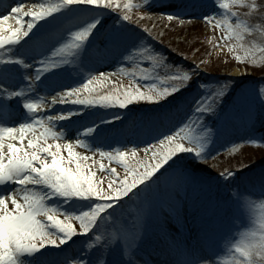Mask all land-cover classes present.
<instances>
[{
    "label": "snow or ice",
    "instance_id": "1",
    "mask_svg": "<svg viewBox=\"0 0 264 264\" xmlns=\"http://www.w3.org/2000/svg\"><path fill=\"white\" fill-rule=\"evenodd\" d=\"M213 3L217 12L204 21L221 30L237 61L255 65L264 47L248 37L259 35L264 44V0ZM24 7L11 8L17 27L7 33L9 16L0 11V264H214L210 233L189 243L164 223L174 219L182 227L181 194L214 184L211 175L200 174L201 165L233 111L242 109L247 124L264 119V86L233 96L234 81L198 83L203 59L189 67L170 63L151 44L152 30L139 23L146 13L132 11L165 7L163 0H36ZM188 7L178 5L166 19L184 24ZM112 66L116 72L102 70ZM117 75L129 83L113 79ZM57 88L66 91L46 105L40 91ZM71 96L82 109L117 107L131 115L69 127L73 112L52 116L46 108L55 111L57 97L65 103ZM139 102L148 110L139 111ZM115 121L122 127H113ZM113 164L123 166V177ZM236 175L230 169L218 174L225 182ZM258 207L255 225L229 248L228 264H264V201ZM74 237L84 240L78 244Z\"/></svg>",
    "mask_w": 264,
    "mask_h": 264
},
{
    "label": "rangeland",
    "instance_id": "2",
    "mask_svg": "<svg viewBox=\"0 0 264 264\" xmlns=\"http://www.w3.org/2000/svg\"><path fill=\"white\" fill-rule=\"evenodd\" d=\"M134 2H140V0H134ZM163 4L165 7H155L151 11L147 9H133L132 11L134 15L146 13V18L139 21V23L146 25L152 30L155 39H150L151 44H161L164 52L168 48L169 52L171 51V53L178 56V65L189 67L199 63L201 59L205 61V64L201 65L203 69L201 77H205V81H198V83L215 85L217 81L221 83L234 81L237 88L233 96L241 89L259 90L260 87L264 86V75H262L264 54L257 53V63L255 65L237 61L235 53L229 52L227 47H224L226 42L222 38L221 30L213 29L211 24L204 21L203 15H214L217 12L213 0H163ZM178 5H190L187 8L188 14L181 16V19L185 21L184 24H180L178 20L168 21L166 19L167 15L175 13ZM239 11L243 15L247 12V9H239ZM161 16L164 18L161 19ZM217 18H219L218 15ZM112 22L110 18L108 23ZM255 23H261V21L256 20ZM9 28L4 30L5 33L8 32ZM161 33L163 35H160ZM248 39L254 40L257 47H264V44L260 43L259 35L255 38L248 37ZM232 43L236 42L232 41ZM216 44L221 47H214ZM239 54L243 55V50H239ZM124 67L131 69L132 65L129 63L124 65ZM102 70L105 72H116L117 68L112 66L105 67ZM161 75H163L162 71ZM220 76L224 77L219 78ZM113 79L124 85L129 83L128 80H125V77H120L119 75L114 76ZM71 86L78 87L79 85L73 83ZM158 86L162 85L158 83ZM97 88L102 92L112 90L110 86L106 87L103 85H97ZM65 91L66 89L64 88H57L55 91H40L39 95L45 98V104L47 105L53 96ZM75 99L76 96H71L66 98L65 103H59V97H57L58 103L54 106L55 111L52 108H46L48 115L59 116L73 112L74 115L70 118L69 127L75 128L80 125H90L92 123L89 122L91 117H98V114L106 110L95 107L82 109L80 105L72 103ZM225 104L227 108L231 109L232 99H228ZM142 106L143 109L149 108L147 102H144ZM113 114L122 117L130 116V113L121 111L118 113H107L102 118L112 120ZM98 118L101 117L99 116ZM115 122L119 123L115 128L122 127L119 121ZM124 123L126 124L127 120ZM209 124L211 126V121ZM263 136L264 119L258 117L253 124H247L244 120L243 110L235 109L227 131L211 146V156L201 165L200 174L211 175L215 181L214 184L210 189L205 188L203 191L199 189L196 191L189 190L187 194H181L183 198L182 227L174 219H169L164 223V227L171 233L183 236L189 243L197 240L203 231L210 233L213 239L212 250L217 253V255L209 257L214 264H228L230 259L229 248L239 239V234L242 231L255 225L259 216L260 209L258 205L264 201V194H262L261 190L264 178L259 181L255 179L251 181L244 176L252 173L249 168L255 167L261 170L264 177V163H262L264 161V142L259 144L246 143L245 138H261ZM75 139L74 133L68 136V140L71 142H74ZM128 139L131 140L133 137L129 136ZM49 143H52V141L49 140ZM61 143L63 144L65 141H61ZM128 147H132V144L129 143ZM140 147L142 149L144 145H140ZM105 150L110 149L105 148ZM76 151L84 152L85 150L77 147ZM64 155H67L66 150H64ZM140 155L142 156L143 152ZM96 159H100L98 154ZM104 163L107 164L108 161L105 159ZM244 165L247 167H243ZM112 166L117 168L121 177L125 175L122 165L113 164ZM225 169L236 171L237 175L225 182L216 175ZM245 169H248L246 173L239 172L246 171ZM100 175L105 174L98 173V176ZM242 178L243 180L239 183L238 179ZM218 181L220 182L218 183ZM164 183L165 178L161 177V189H163ZM106 185L107 180H105ZM133 200H135V197H133ZM248 201L254 202L252 208L248 207ZM126 205L127 207H132V201H126ZM73 224L77 228L79 227L78 221H73ZM73 239L77 240L78 244L84 240L83 237H74ZM69 244L71 245V241Z\"/></svg>",
    "mask_w": 264,
    "mask_h": 264
},
{
    "label": "bare ground",
    "instance_id": "3",
    "mask_svg": "<svg viewBox=\"0 0 264 264\" xmlns=\"http://www.w3.org/2000/svg\"><path fill=\"white\" fill-rule=\"evenodd\" d=\"M36 2V0H1L0 5V11H3L4 15L9 16V20L5 21L3 24L4 30H6L9 27H17V25L14 26V23L16 21L15 15L11 14V8L16 7L17 4L23 3L25 5L24 11H27L29 8H31V5ZM25 21L28 20V17L24 18Z\"/></svg>",
    "mask_w": 264,
    "mask_h": 264
},
{
    "label": "trees",
    "instance_id": "4",
    "mask_svg": "<svg viewBox=\"0 0 264 264\" xmlns=\"http://www.w3.org/2000/svg\"><path fill=\"white\" fill-rule=\"evenodd\" d=\"M163 52V51H162ZM165 57H168L169 59V62L172 63V64H178L177 61L179 60L177 57V55L171 53V51L169 52V49L166 50V52L162 53ZM203 77L200 76V79H202ZM220 78H223V77H220ZM125 80H128L129 81V78L126 77ZM200 81V80H199ZM144 102H139V105H138V108H142L140 107V105H142ZM264 137V136H263ZM244 161V160H243ZM250 169V168H249ZM246 171L248 169H245ZM239 172H245V171H239Z\"/></svg>",
    "mask_w": 264,
    "mask_h": 264
}]
</instances>
